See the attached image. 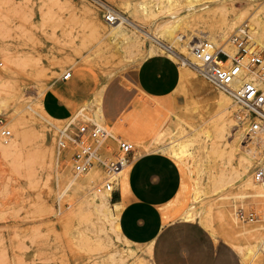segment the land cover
<instances>
[{
  "label": "rangeland",
  "instance_id": "obj_1",
  "mask_svg": "<svg viewBox=\"0 0 264 264\" xmlns=\"http://www.w3.org/2000/svg\"><path fill=\"white\" fill-rule=\"evenodd\" d=\"M82 1L0 0V95H2L0 116L6 120L11 130L9 137H0V144L4 142L7 145L5 143L7 138L13 145L8 150L0 148V264H94L95 259H97L96 263L100 264L105 255L107 256L108 252L111 253L115 246L119 245V242L114 240L112 245L101 242L99 235L93 230L94 225L88 223L89 213L84 210L80 214L76 213L82 223L77 224L83 225H80L81 227L87 225L90 227L82 228L81 235L77 239L72 234L77 219V215L74 216L73 213L75 209H79L78 201L70 197L69 192L62 194L60 191L63 190L60 187L63 186L62 172L69 178L76 174L71 161L73 148L68 147L58 154V136L66 127L85 121L96 122L92 119L90 100L102 85L106 84L104 110L108 122L101 124L110 126L114 135H120L134 144L132 156L143 154L144 150L141 147L143 144L139 146L126 130L128 127L142 125L145 120V113L138 103L155 102L156 99L144 95L136 87L135 71L141 63L139 57L142 54H135V47L129 48L128 54L131 58L125 60L121 53L113 52L114 49L110 45L98 43L96 35L97 33L99 35L100 31L84 13ZM87 1L100 13L104 27L108 25L104 18L108 9L102 5L105 3L123 15L134 16L143 31L151 32L158 24L166 20H174L173 22H180L182 33L204 31L205 33L202 32L204 36L216 35L217 39L219 38L216 43L219 45L224 43V39H220L216 29L219 26L217 17L206 20L204 17L206 18V12L209 17V9H217L219 5L233 8L237 12L241 11L243 18L239 22V28L230 32L228 37L239 32L243 36H248L250 42L258 45L260 50L264 48L251 30L253 24L247 18L254 8L250 0ZM139 1L151 2L148 13L131 11L123 5L125 2ZM256 3L259 4V1ZM205 5L210 6L209 9H205L206 11L203 10ZM202 7L204 12L200 10ZM172 15H176L175 19L171 17ZM242 28H245L244 32L240 31ZM198 39H209V37ZM151 42L153 41L146 40L144 50H147ZM233 45L237 53L238 47L234 42ZM181 62V60L178 62L180 66ZM68 71L72 72V77L63 80V75ZM257 73L264 81V54L261 65L257 66ZM177 87L170 95L158 99L167 105V108L163 109L164 114L167 115L165 130L171 132L180 128L188 134L198 128V134L209 139L208 144H211L209 150L212 149V154L210 161L203 165L201 181L210 190L202 197L203 202L200 197L198 198L190 217L181 218L201 224L179 222L178 216L183 208L193 202L191 196L193 179L180 162L165 152L155 151L171 157L182 167L178 168L167 158L168 166L160 161H153L147 163L144 168L146 173H153L155 176L153 187L157 189L153 191V195L171 197L164 199L155 207L160 222L166 224L160 238L174 239V242H170L171 244L166 247L171 251L170 254L179 250L187 252L188 249L190 252L194 250L197 257L203 253H210L212 264H241L246 248L252 247L250 264H264V221L244 223L235 216L239 208H243L246 212L250 210L262 212L264 216V190L258 186L257 189L261 191L251 193L244 189L237 176L225 175L227 173L225 170L231 168L230 154L225 152V149L219 153L218 149L214 151L212 140L205 135L206 132L215 133L214 110L219 96L224 91L200 72L196 74L184 71ZM9 91L11 94L8 93ZM13 92L15 97L12 95ZM48 98L55 99L60 106L69 110V115L71 114L69 120L68 118L66 121L51 119L52 122H48L33 112L31 107L50 119L43 106L38 105L39 101L47 103ZM83 107L86 108L84 112L75 116V112ZM247 113L244 108L233 112L236 121L226 136L228 141H233L234 133L242 123L246 121L250 126L252 117ZM16 121H21L25 125L19 128ZM13 123L17 126H13ZM168 132L167 136L152 139L144 145L156 147L165 144L167 142L165 138L169 136ZM248 133L244 140L249 137ZM259 133H264V129ZM248 143L250 141H244L242 145ZM102 145L107 153L117 149V141L112 136L106 138ZM258 150L259 156L262 154L264 158L262 148ZM129 164L133 174L136 164L132 159ZM254 165L251 172L253 179L256 168L264 166V159ZM163 168H166L163 177L169 175L172 180L169 183L159 180ZM183 170L187 176L184 175ZM79 174V179L87 184L102 180L96 188H103L102 184L107 177L105 168L98 165ZM140 174L143 175L145 172L141 171ZM120 187L121 179L117 181V191H120ZM178 189L179 192L173 199ZM117 191L113 192L114 199L119 197ZM170 199L173 201L167 204ZM129 203L128 196L126 207ZM165 214L169 216L167 222H165ZM65 215H68L66 219L60 220ZM181 224L189 226L181 227ZM159 242H155L152 246V256L149 257L150 261L147 264H159L156 255L158 244L161 243ZM141 254L145 256L149 253L141 252ZM171 260L175 262L174 264H179V257H171ZM196 264L200 262L197 261Z\"/></svg>",
  "mask_w": 264,
  "mask_h": 264
},
{
  "label": "bare ground",
  "instance_id": "obj_2",
  "mask_svg": "<svg viewBox=\"0 0 264 264\" xmlns=\"http://www.w3.org/2000/svg\"><path fill=\"white\" fill-rule=\"evenodd\" d=\"M257 1H259V4L256 3ZM82 2L85 8L84 13H86L88 17L91 18L95 27L100 31L99 35L98 33L96 35L98 39L97 40L98 43L110 45L112 49H114L113 52L115 51V53L116 52L121 53L125 60H128L131 58L130 54H128V51H129V48H132V47L136 48L134 50L135 54H138V55L142 54L139 57L140 62L154 55H163V56L173 59L176 62H179V60H181L182 61L181 62L182 65L180 66L181 72H179L180 79L182 78V74L184 71L187 73H196V74L200 72L197 67L199 61L194 55L193 50H191V48L193 47L195 43V40H198V38L200 37H209V39L215 46L222 48L231 57H234L236 54V48H235V45H233V41L231 39L232 35L228 37V34L232 32L233 30L239 28V22L243 18V14L241 13V11L237 12L233 8H229L225 6L220 7L221 5H219V7L217 6L218 7L217 9H214V8L209 9L210 6L205 5L206 6L205 8L202 7L200 9L202 11L203 8H204L203 10L208 8L210 11L209 17H207V12H206V18L204 17L205 20L208 18L212 19V18L217 17L219 26L216 29H217V32H219L218 35H220L219 36L220 39H224V43L223 44L221 43V45H219L216 43L218 42L217 40L219 39V38L217 39L216 35H205L204 36L203 35V33H205L204 31H202L203 33L202 32L201 33H198V32L197 33L196 32L182 33L181 28L179 27L180 22L178 21L173 22L174 20L173 21L166 20L158 24L155 27V29L151 32L149 30L143 31L141 30V26L137 23L138 20L134 16L131 17L130 15H123L119 11L109 7L103 2L104 3L102 4L103 6H105L108 10L116 11L119 15L118 21L114 23H108L109 27H107L108 26L107 25L105 26L106 27L105 28L102 22L103 20L102 21L100 20V16H99L100 13H98V11L95 9L96 7L94 6L95 7L94 8L93 6H91L92 4L90 5L87 0H83ZM146 2L147 1H139L136 3L125 2L123 3V5H126L128 10H131V11L137 10L136 12H139V13H148L149 12L148 6H149V3L151 2H148V3ZM250 2H251L250 4L254 6V8L252 9V11L249 12L247 18L253 24L251 30L253 31L255 36L258 38V40L261 42L262 46H264V0H250ZM160 4L162 3L160 2ZM193 12L195 11H192V13ZM208 15H209V12H208ZM175 16L172 15L171 17L175 19ZM244 27H246V24L244 25ZM244 30L245 28L240 29L241 32H244ZM147 39L153 42H151L147 50H144V45ZM102 47H104V45ZM230 61H232V59ZM242 77L244 78L243 80H240L234 83V88H236L237 90L241 88L245 79L254 81L260 89L264 90V81H262L260 74H255V72L248 71L247 73L242 75ZM263 78H264V75H263ZM182 82L184 83V81ZM105 86L106 84L102 85V87L98 90V92H96L95 95L93 94L94 96L90 100V103L92 105L90 107L92 111V116H93L92 119L99 124L105 123L103 113H102V95H103ZM8 93L11 94L10 91ZM14 94L15 93L13 92L12 93L13 97H15ZM1 96L2 95H0V98ZM237 103L238 102L234 99V95L231 92H227V91L222 92L221 96H219V99L217 101V106L214 110L215 111L214 113L216 116V119L214 120L215 133L211 134L209 132H206L205 135L210 137V139L212 140V148L214 149V151H216L215 149H218L217 152L219 153V151L221 152L222 149H225V152H228L230 154L229 166L231 168H229L227 171L225 170V173L227 172L225 175L233 174L237 176L241 180V184L243 185L244 189L251 191V193H254L260 190V189H257L258 186L263 188L261 190H264V181L256 182L252 177L253 175H251L253 167L255 166L254 163H256L259 160L262 161L264 159L262 157L263 156L262 154L261 156H259L260 154H258L259 153L258 149L262 148V150L264 151V133H259L260 132L259 131L255 135H252L249 137L247 136L248 137L247 140H244L246 133H248V130L250 129L249 124L246 123L245 121V123H242L241 127H239L235 131L234 133L235 138L233 139V141L230 142L226 139L227 134L230 132L231 126L234 125L236 121L235 118L233 117L234 116L233 112L240 108H243L241 104L239 103L237 104ZM39 104L43 106L42 101H39L38 105ZM31 109L37 115H39L40 117H43L44 121L52 122L51 119L60 121V119L53 118L52 116H50V119L47 117H44L41 114V112H39L35 108L33 109V107H31ZM85 109L86 108L83 107L82 109L76 111L74 115L78 116L79 114L83 113ZM248 116L250 115L248 114ZM66 119L65 120L62 119V120L66 121ZM67 120H69V118ZM16 123L19 126V128L25 125V123H22L21 121H16ZM237 123H238V120H237ZM17 125L13 123V126L16 127ZM167 132L168 130H165L159 137L161 138V137H164L165 135L167 136ZM168 133H169V136L165 138V141H167L165 144L163 143L162 145H159L156 147H153L147 144L145 145L143 144V146H141V143H138V145L143 147V149L146 151H160L163 153L165 152L167 153V155L169 154L172 158H174L175 160H177L178 162H180L182 165H184L187 168L189 175L193 179V191H192L193 202L189 205L186 212L182 215V218H188L192 215L193 208L196 202L198 201V198L200 197L201 202H203L202 197L206 194L207 191L210 190L209 187H205V185L202 183L201 175H202L203 165L207 161H210L209 159L211 158L212 149L209 150V146L211 144H208L209 139H207L203 135L198 134V128H196L195 130H193L192 132L188 134L185 132L184 129H180V128L177 130L168 132ZM211 140L209 143H211ZM244 141L245 142L250 141V143L246 145H242ZM5 143H7V145L4 144V142H1L0 148L4 150L6 149L8 150V148L13 146L12 141L10 144L7 138L5 139ZM214 151H213V154H214ZM128 166L124 167L121 171L116 173L118 182L120 179H122V176L124 175ZM79 177H80L79 173H76L71 178L66 176L63 172L61 174V180H62L63 186L60 188L63 191H60V192L62 194L65 192H69V196L75 198L76 201H78V203L77 202L76 203L79 209L78 210L75 209V213H73V215L74 216L77 215L76 213L78 212L80 214L83 212V210L87 211V213H89L88 218H90V220H88V223L90 222L91 225L92 224L94 225V226L92 225L93 230L96 232V234L99 235L98 238L99 240H101V242L103 241L105 243L108 242L109 245H112L113 240L119 242V245L115 246L114 251H112L111 253L108 252L107 256L105 255L104 258L102 257L103 259L100 258L102 259L100 261V264H144L145 262H147L146 257H144V255H142L141 252H147V254L148 253L150 254L151 244H138V243H135L127 239L123 235L121 228H120L119 219H120L121 211L124 208V206L122 203L112 200L113 191L104 186L103 188H100V187L96 188L97 185L101 183L102 180H99L96 183L93 182V183L87 184L86 182L80 180ZM68 215H65V217L60 218V220H65ZM76 217H77L76 227L72 231V234L75 235V238L77 239L78 236L81 235L80 231L82 230V228H86L90 226L87 225L85 227H81L83 225H81L82 224L80 222L81 220L78 219L79 215H77ZM85 220L86 219H84V221ZM78 222H80L81 224L80 223L77 224ZM107 245L108 244H106V246ZM143 245L145 247H143ZM252 251H253L252 247L246 248V251L243 253L244 255L243 264H250V259H251L250 255L251 253H253ZM96 262H97V259H95L93 263L95 264Z\"/></svg>",
  "mask_w": 264,
  "mask_h": 264
},
{
  "label": "crops",
  "instance_id": "obj_3",
  "mask_svg": "<svg viewBox=\"0 0 264 264\" xmlns=\"http://www.w3.org/2000/svg\"><path fill=\"white\" fill-rule=\"evenodd\" d=\"M181 67L180 64L173 59L163 56L154 55L143 60L135 71V82L136 87L144 94L151 98L156 99L155 102L143 101L138 103V106L142 108L145 113V120L140 126L128 127L126 132L130 134L131 138H134L138 143L144 144L147 141L158 138L165 130L167 123V115L164 114L163 109L167 108V105L163 101H158L161 97H166L173 93L177 88L180 81ZM102 95V113L105 123L108 122V117L104 110V92ZM47 103L43 101V108L47 114L57 119H66L71 116L69 110L65 107L60 106L55 99L48 98ZM47 104V106H46ZM163 114L164 116H162ZM173 112L170 113L172 117ZM162 116V117H161ZM144 150V149H143ZM141 152V151H140ZM132 162H135V171L132 174L131 164H129L124 175L121 179L120 191L118 190L119 197L114 199V193L112 194L113 200L123 204L124 208L120 214V228L123 235L138 244H151V253L145 255L147 264L152 256V246L155 242H159V248H157V260L159 264H174L171 257H179V264H196L197 261L200 264H212L211 254L203 253L197 257L196 252L190 249L186 251H178L177 253H169L168 247L174 242V239L164 238L161 239V233L165 229L166 224L160 222V216L156 210V206L161 203L164 199L171 198L170 196H154L153 191L157 188L153 187L155 182V176L153 173H146L145 165L149 162L160 161L163 164H167V158L170 159L178 168V165L171 157L155 152L146 151L139 155L131 157ZM137 162V163H136ZM182 168V167H181ZM167 170H169L167 168ZM181 170V169H180ZM141 171L145 174H140ZM166 168H163L162 174L159 180H163L164 183H169L172 180L165 176ZM184 175L187 176L183 170ZM169 174V172L167 171ZM167 176V174H166ZM167 185V184H166ZM181 186V184H180ZM180 189V187H179ZM179 189L174 195L176 198ZM193 191V190H192ZM130 199L129 205L126 207V201ZM192 196V195H191ZM173 199L168 200L166 203L169 204ZM189 206H185L183 211L178 216L179 222L182 223H194L197 221H185L182 220V215L186 212ZM165 222L168 221L169 216L165 214ZM199 223V222H197ZM201 224V223H199ZM181 227L189 226L181 224ZM152 239V240H151ZM149 241V242H148ZM171 252V251H170ZM148 256V257H147ZM242 257V256H241ZM241 264H243V257L241 258Z\"/></svg>",
  "mask_w": 264,
  "mask_h": 264
},
{
  "label": "built area",
  "instance_id": "obj_4",
  "mask_svg": "<svg viewBox=\"0 0 264 264\" xmlns=\"http://www.w3.org/2000/svg\"><path fill=\"white\" fill-rule=\"evenodd\" d=\"M108 23L119 20L116 11L108 10L104 14ZM245 35V34H244ZM232 41L237 45L238 52L231 57L222 48L216 47L209 39H198L193 47V53L198 59L200 73L211 83L224 91L231 92L234 99L243 106L252 117L248 136L255 135L264 128V90L260 89L254 81L244 80L240 89L234 88V83L243 80L248 71L257 73V66L263 61L264 48L259 49L258 45L251 43L248 36L239 32L231 36ZM232 59V62L230 60ZM72 77L68 71L63 75V80ZM11 130L6 120L0 116V137H9ZM114 137L117 141V149L107 153L103 149V142L108 137ZM68 147L73 148L71 156L72 166L76 173H84L90 168L98 165L104 167L107 173L104 187L117 191L116 173L129 165L134 152V144L120 135H114L110 126H105L93 121L77 123L60 131L57 140L58 154ZM256 182L264 181V166H259L254 171ZM235 216L242 222L264 221L262 212L250 210L246 212L239 208Z\"/></svg>",
  "mask_w": 264,
  "mask_h": 264
}]
</instances>
